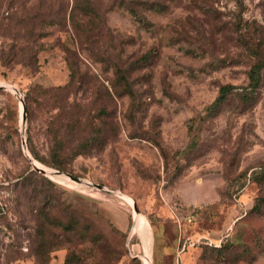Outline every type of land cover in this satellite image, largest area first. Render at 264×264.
<instances>
[{"label":"rangeland","instance_id":"rangeland-1","mask_svg":"<svg viewBox=\"0 0 264 264\" xmlns=\"http://www.w3.org/2000/svg\"><path fill=\"white\" fill-rule=\"evenodd\" d=\"M76 1L0 0V264L74 250L84 264H264V68L252 102L237 91L206 115L264 54V0H149L165 9L139 8L148 25L120 0H88L87 31ZM125 61L135 103L117 84ZM97 128L105 141L85 148ZM55 138L75 177L44 162ZM69 219L97 241H70L57 225Z\"/></svg>","mask_w":264,"mask_h":264},{"label":"trees","instance_id":"trees-1","mask_svg":"<svg viewBox=\"0 0 264 264\" xmlns=\"http://www.w3.org/2000/svg\"><path fill=\"white\" fill-rule=\"evenodd\" d=\"M120 4L124 6L131 14L132 16L139 21L142 25H148V22L146 21V18L144 15H142L139 11V8L141 9H152L156 11H163L165 9L164 5H162L160 2L157 1H149V0H120ZM77 13L79 14L80 18L76 23H78V28L87 27L86 31L89 30L91 25H96L98 22L96 20L98 14L92 7L91 3L86 0L83 2V4H80L79 2H74V5L72 6L71 11V20L72 23L75 22V19L77 18ZM87 25V26H86ZM75 27V26H74ZM83 29V28H82ZM253 53V52H252ZM154 55V52L152 50L146 52L142 56L138 57L139 62L146 63L150 61V58H152ZM254 55L256 58H252L253 62L249 65V69L247 70V84L244 86H235L232 84H224L219 87L218 94L216 98L206 107V115L209 117H214L216 114L219 113L222 105L227 101L229 96L233 94L234 92L239 91L240 99L242 102V105H246L250 102H252L256 96V93L258 89L261 86L262 83V69L264 68V54H261L258 50H255ZM126 64H120L116 62L114 64V70L118 74L117 78V84L121 86L124 93L129 95L133 98V102L135 103L136 99V91L131 85V81L127 78V73L130 72L133 64L129 62H124ZM71 74V73H70ZM71 82V80H70ZM41 89L42 93H45V90L43 88ZM101 130L100 128H97L96 130H93L91 135L87 138L85 141V148H92L94 145H102L105 141V137L101 136ZM61 140L55 138L54 141V148L51 153V161H44L48 166L56 168L59 171L66 172L70 175H72L67 168L63 166L62 157L60 154L61 151ZM32 153V156L42 161L37 157L35 153ZM80 152H74L73 155H77ZM73 176V175H72ZM75 177V176H73ZM263 203V200L258 199L257 203L255 204L256 209H260L261 205ZM44 217V223L46 222H52L51 216L48 212L43 213ZM58 227L66 233L68 239L71 241V237L77 235L80 239L84 240H90V241H97V238H94L93 236H89L90 234V228L89 226L84 227H77L75 225V222L71 219L67 220L66 222H60L57 221ZM112 223V222H111ZM41 232L43 233V227H41ZM226 249L227 246H224ZM219 251H222V248L220 247L218 249ZM81 252L83 251H72L69 253L64 261V264H84L83 257L81 256ZM225 257V256H224Z\"/></svg>","mask_w":264,"mask_h":264},{"label":"crops","instance_id":"crops-1","mask_svg":"<svg viewBox=\"0 0 264 264\" xmlns=\"http://www.w3.org/2000/svg\"><path fill=\"white\" fill-rule=\"evenodd\" d=\"M108 218L121 231L126 227V225H128V218L125 216H121L117 212L116 213H109ZM145 255L146 254H144V258H145ZM145 264H147V263H145Z\"/></svg>","mask_w":264,"mask_h":264},{"label":"water","instance_id":"water-1","mask_svg":"<svg viewBox=\"0 0 264 264\" xmlns=\"http://www.w3.org/2000/svg\"><path fill=\"white\" fill-rule=\"evenodd\" d=\"M22 118H23V120L25 119V109L24 108H23V111H22ZM32 164H33V169L34 170H37L38 172L43 173V174H47L46 171L43 168H40L39 166H37L34 163L33 159H32ZM54 173H60V172L54 171ZM70 179L75 181V182H77V183H82L83 182V180H81L80 178H70ZM87 184H90V183L87 182ZM93 186H95L97 188H100V189H103V187L98 185V184H93ZM134 210H135L136 215H138L139 213H138L137 207L135 205H134Z\"/></svg>","mask_w":264,"mask_h":264},{"label":"bare ground","instance_id":"bare-ground-1","mask_svg":"<svg viewBox=\"0 0 264 264\" xmlns=\"http://www.w3.org/2000/svg\"><path fill=\"white\" fill-rule=\"evenodd\" d=\"M34 163L37 165V166H39L38 165V163L36 162V161H34ZM40 167V166H39ZM40 168H43V167H40ZM44 169V168H43ZM45 170V169H44ZM46 171V170H45ZM46 173H47V171H46ZM48 174V173H47ZM49 175V174H48ZM138 217H140L139 215H135V220H136V218H138ZM147 264H152V262L151 263H147Z\"/></svg>","mask_w":264,"mask_h":264}]
</instances>
